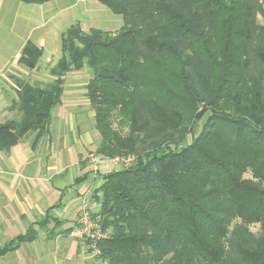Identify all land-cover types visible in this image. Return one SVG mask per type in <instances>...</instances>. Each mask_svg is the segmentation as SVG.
<instances>
[{
  "label": "trees",
  "instance_id": "16d2710c",
  "mask_svg": "<svg viewBox=\"0 0 264 264\" xmlns=\"http://www.w3.org/2000/svg\"><path fill=\"white\" fill-rule=\"evenodd\" d=\"M97 1L123 25L112 33L71 24L49 81L15 78L17 117L0 122V151L44 136L64 76L86 67L95 153L137 155L102 175L94 215L108 236L95 260L264 264V0ZM40 56L27 41L17 62L32 70ZM34 238L30 228L0 256Z\"/></svg>",
  "mask_w": 264,
  "mask_h": 264
},
{
  "label": "crops",
  "instance_id": "0c3cea01",
  "mask_svg": "<svg viewBox=\"0 0 264 264\" xmlns=\"http://www.w3.org/2000/svg\"><path fill=\"white\" fill-rule=\"evenodd\" d=\"M78 1L0 0V122L17 117L9 107L16 98L15 78L26 79L29 70L17 62L22 46L31 41L41 49L36 67L29 71L45 69L46 74L36 78L49 81L48 69L61 56L62 32L71 24L80 25L74 7ZM80 27L92 28L86 30L83 23ZM89 78L86 67L69 71L48 132L39 138L28 133L0 151V247L30 228L35 232L32 241L2 254L0 264H96L87 241L69 235L83 200L91 212L98 210L102 175L114 169L95 153L96 133L85 122L86 115L94 117L86 96Z\"/></svg>",
  "mask_w": 264,
  "mask_h": 264
},
{
  "label": "rangeland",
  "instance_id": "374dc122",
  "mask_svg": "<svg viewBox=\"0 0 264 264\" xmlns=\"http://www.w3.org/2000/svg\"><path fill=\"white\" fill-rule=\"evenodd\" d=\"M86 2H92L94 4V6L88 7V4H86ZM74 7L77 10V17L79 19L78 22H80V25H82V23H83V27L86 30L90 26H92V27L101 28L103 30L118 31L120 29L121 25H123V19H122V16L120 14L114 13L107 6L103 5L102 3H100L97 0H79L76 4H74ZM41 70L31 71V72L28 70V74L26 77L27 80L37 79L36 77L43 76V73L45 75L46 70L45 69H41ZM85 122H86L87 127L96 133V137H95L96 140L95 141L97 144L99 142V134L96 131V129L94 128V117L90 118V117H88V115H86ZM201 123L202 122L195 123L194 125L192 124L193 129H194L193 131L195 133L199 130V126L201 125ZM113 126L122 133H125V131L127 130L126 126H124V125L120 126L118 116H114ZM189 127H190L189 122L186 121V128L188 129ZM190 140H191V133L188 131L186 133L185 140H183V143L188 144L190 142ZM138 149L140 151H142L143 149H145V147L143 144H139ZM128 154H134V153H128ZM128 154H125V155H128ZM245 176L250 177V174L246 173ZM88 205H89V203H88ZM251 230L253 232H257L258 226L252 225ZM87 247H88V245H87ZM95 263L99 264V262L96 260H95Z\"/></svg>",
  "mask_w": 264,
  "mask_h": 264
},
{
  "label": "built area",
  "instance_id": "2783aa9c",
  "mask_svg": "<svg viewBox=\"0 0 264 264\" xmlns=\"http://www.w3.org/2000/svg\"><path fill=\"white\" fill-rule=\"evenodd\" d=\"M92 160L94 155L89 156ZM136 154L117 155L114 157H107L100 155V159L108 162L114 169L128 167L136 161ZM69 235L77 240L89 242V246L96 253V242L108 236V233L102 229L100 217L91 212L88 202L83 200L78 210L75 225L71 228Z\"/></svg>",
  "mask_w": 264,
  "mask_h": 264
}]
</instances>
